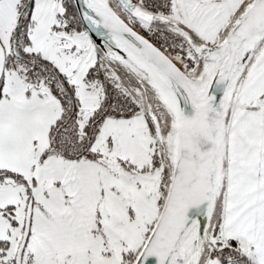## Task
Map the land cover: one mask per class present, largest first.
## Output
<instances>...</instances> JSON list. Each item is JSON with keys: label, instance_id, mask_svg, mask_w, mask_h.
<instances>
[{"label": "snow or ice", "instance_id": "1", "mask_svg": "<svg viewBox=\"0 0 264 264\" xmlns=\"http://www.w3.org/2000/svg\"><path fill=\"white\" fill-rule=\"evenodd\" d=\"M0 264H264V0H0Z\"/></svg>", "mask_w": 264, "mask_h": 264}]
</instances>
